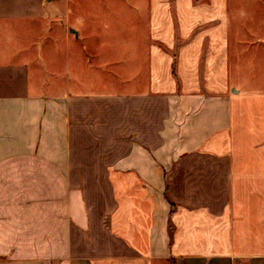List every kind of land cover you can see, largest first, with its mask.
Here are the masks:
<instances>
[{
  "label": "crops",
  "instance_id": "1",
  "mask_svg": "<svg viewBox=\"0 0 264 264\" xmlns=\"http://www.w3.org/2000/svg\"><path fill=\"white\" fill-rule=\"evenodd\" d=\"M121 1L0 0V264H264V76L212 5Z\"/></svg>",
  "mask_w": 264,
  "mask_h": 264
},
{
  "label": "rangeland",
  "instance_id": "2",
  "mask_svg": "<svg viewBox=\"0 0 264 264\" xmlns=\"http://www.w3.org/2000/svg\"><path fill=\"white\" fill-rule=\"evenodd\" d=\"M112 1L114 0H100L102 3L100 9L108 10L107 7L105 9L103 7L105 4L113 3ZM123 1L119 3L126 4L128 0ZM201 1H204L205 5H212L215 10L217 8L221 14V18L213 22L212 27L221 25L230 28L234 72L239 68L238 72L242 71L241 75L247 74L254 78L264 76V0H200L199 3ZM40 2L42 3V0H9L10 5L7 10L27 9L31 5L30 3L35 4V9L38 10L42 9L39 5ZM130 3L138 2L132 0ZM36 5L38 6L36 7ZM113 8H109V10ZM111 14V11H107V16L104 19L110 20L111 24H114L117 18L111 17ZM119 20L124 22V18H119ZM126 20L127 24L132 25L146 24L150 26L151 24L150 17H143L139 21L136 16L129 14Z\"/></svg>",
  "mask_w": 264,
  "mask_h": 264
}]
</instances>
